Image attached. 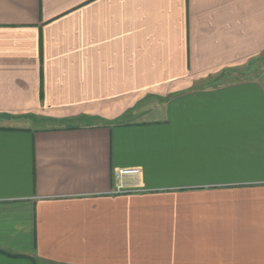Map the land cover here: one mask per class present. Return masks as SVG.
Segmentation results:
<instances>
[{
  "label": "crops",
  "instance_id": "crops-1",
  "mask_svg": "<svg viewBox=\"0 0 264 264\" xmlns=\"http://www.w3.org/2000/svg\"><path fill=\"white\" fill-rule=\"evenodd\" d=\"M259 60L264 0H0V264H264Z\"/></svg>",
  "mask_w": 264,
  "mask_h": 264
},
{
  "label": "rangeland",
  "instance_id": "rangeland-1",
  "mask_svg": "<svg viewBox=\"0 0 264 264\" xmlns=\"http://www.w3.org/2000/svg\"><path fill=\"white\" fill-rule=\"evenodd\" d=\"M263 64L264 63L262 62V60L261 61L259 60V62L257 64L253 65V70H259L261 67L264 66ZM140 91H141V96H140L139 102L137 103L138 106L134 107L133 112L127 113L128 115L125 118H123L122 120H126V119L132 120L133 117H136V118H134L136 120V119H140V118L146 116L145 111H146L148 105L153 104L154 101H156L158 98L156 95H159L157 92H154L153 90H151L147 87H141ZM161 100H162V98H161ZM139 113L142 116H138ZM117 120H119V119H115V120H111V121H117Z\"/></svg>",
  "mask_w": 264,
  "mask_h": 264
},
{
  "label": "built area",
  "instance_id": "built-area-1",
  "mask_svg": "<svg viewBox=\"0 0 264 264\" xmlns=\"http://www.w3.org/2000/svg\"><path fill=\"white\" fill-rule=\"evenodd\" d=\"M141 174V169L139 167H125L118 171L117 176L120 180L127 177H136Z\"/></svg>",
  "mask_w": 264,
  "mask_h": 264
}]
</instances>
